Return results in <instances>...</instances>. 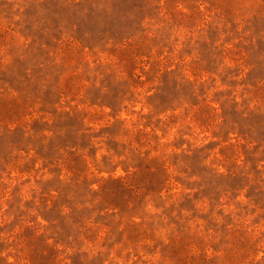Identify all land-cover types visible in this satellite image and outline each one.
I'll return each instance as SVG.
<instances>
[{"label":"rangeland","instance_id":"obj_1","mask_svg":"<svg viewBox=\"0 0 264 264\" xmlns=\"http://www.w3.org/2000/svg\"><path fill=\"white\" fill-rule=\"evenodd\" d=\"M0 264H264V0H0Z\"/></svg>","mask_w":264,"mask_h":264}]
</instances>
